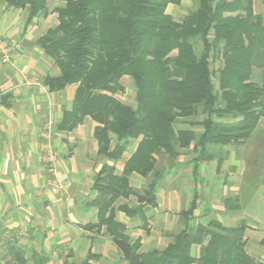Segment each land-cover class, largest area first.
Masks as SVG:
<instances>
[{
    "label": "trees",
    "instance_id": "16d2710c",
    "mask_svg": "<svg viewBox=\"0 0 264 264\" xmlns=\"http://www.w3.org/2000/svg\"><path fill=\"white\" fill-rule=\"evenodd\" d=\"M4 1L26 10L29 19L48 10L47 0ZM181 1L63 0L52 10L57 25L37 41L59 70L44 83L52 91L77 84L59 128L70 131L92 119L98 155L117 162L137 142L120 174L108 164L97 173V222L86 227L103 230L126 264H257L244 251L245 225L226 228L215 219L194 224L197 198L180 212L183 228L161 251L139 252V239L131 244L126 226L116 220L122 212L145 221L144 208L156 206V188L166 175L157 158L166 156L172 169L190 147L194 163L215 161L218 169L230 147L249 151L241 197L227 198V209L250 199L246 181L255 180L256 189L264 184V131L258 128L264 120V18L254 13L252 0H194L195 9L178 22L167 7ZM211 61L221 65L214 70ZM124 77L135 88L133 106L116 98ZM132 173L148 179L142 190L130 186ZM14 258V264H28L18 252ZM94 258L90 254L81 264Z\"/></svg>",
    "mask_w": 264,
    "mask_h": 264
},
{
    "label": "crops",
    "instance_id": "0c3cea01",
    "mask_svg": "<svg viewBox=\"0 0 264 264\" xmlns=\"http://www.w3.org/2000/svg\"><path fill=\"white\" fill-rule=\"evenodd\" d=\"M52 1L47 0L45 14L29 19L26 10L8 8L0 0V39L13 45L8 62H2L0 55V264L16 263L17 252L28 264H81L90 254L96 258L89 264H126L103 230L86 227L97 222V209L92 204L97 195L93 189L97 173L108 164L120 174L137 142L131 141L115 162L97 154L96 124L89 117L70 131L60 130L77 84L52 91L44 83L45 77L59 74L37 43L57 25L52 10L64 2L56 5L59 0L56 4ZM176 7L169 5L167 10L175 12ZM124 79L132 81L130 77ZM126 93L124 97L132 91ZM48 121L52 124L46 139L43 133ZM46 143L56 157V177L63 189L59 195H53L47 184L50 175L42 161ZM193 154L186 179L190 186L177 193L169 185L160 188L162 180L156 188V206L144 208L145 221L116 212V220L126 226L130 243L139 239L141 253L165 249L172 242L166 240L165 233L171 232L179 220L181 228L177 232L183 228L180 212L197 198L196 224L215 219L226 228L245 225L244 251L257 264H264V184L246 202L227 209V198L241 197L243 162L230 153L218 169L215 161L194 163L197 154ZM183 161L180 157L178 164ZM129 180L137 190L148 183L137 173H132ZM202 191L209 202L204 209L199 205ZM185 195L187 207L182 209L181 196ZM194 248L198 255L199 248Z\"/></svg>",
    "mask_w": 264,
    "mask_h": 264
},
{
    "label": "rangeland",
    "instance_id": "374dc122",
    "mask_svg": "<svg viewBox=\"0 0 264 264\" xmlns=\"http://www.w3.org/2000/svg\"><path fill=\"white\" fill-rule=\"evenodd\" d=\"M52 1V0H51ZM57 1V0H56ZM56 1L53 0L52 2L56 4ZM58 3L56 5H60L59 3L61 2L60 0L57 1ZM51 3V2H50ZM252 3H253V11L255 14H258L260 16H262L264 18V4H263V0H252ZM54 4V5H55ZM53 5V7H54ZM196 7V4H195V1L194 0H182L181 4L175 8V12H169L167 10V13H171L173 14V19L175 21H181L184 16L186 14H188L189 12L193 11ZM195 51L196 53H200L201 51V48L200 46H196L195 47ZM221 65V63L219 61H211L210 62V67L213 68L214 70L215 69H218L219 66ZM260 73V71L258 69H254V74H253V79L256 80L258 79L257 78V75ZM215 82V81H214ZM122 85L124 87V91L122 93H119L116 95V98L122 102L123 104L125 105H128V106H133L134 105V96H133V92H134V85H133V82L132 81H127L125 79H122ZM128 90L132 91V94H130L129 96H125L126 92H128ZM182 128H188L187 126H183L181 125ZM259 129H262L264 131V120H261L260 121V124L258 126ZM257 128V129H258ZM195 130L196 133H199L201 131V128L198 126V127H194L193 128V131ZM254 136V135H253ZM253 136H252V139H253ZM253 148V147H252ZM229 154L232 153L234 154L235 157L239 158L242 162H243V172H242V175H244V172H245V168H246V161L243 160L244 158L245 159H248V160H251L250 158V154H249V151L247 152V149L246 147L244 148L243 146H240L239 149H236L235 147H230L229 148ZM253 151V150H252ZM180 157H183L184 161L181 162L180 164H178V160L180 159ZM195 157V155L193 154L192 150L189 149V150H185L184 152H182V154L178 157V159L176 160V167L172 168V169H169L168 168V164H167V158L166 156H160L157 158V166L162 169L166 175H165V181L163 179V183L160 185V188L162 187V185L164 186H167L169 185L170 188H172L174 191H176L177 193L179 192H182L183 189L189 187V183H188V180H186L189 176H190V171H191V160ZM229 157V156H228ZM228 157L226 159H228ZM256 158V156H255ZM254 158V159H255ZM216 163V162H215ZM167 179V180H166ZM255 181V180H252V182ZM250 182V181H246L245 184H249V186H246L245 185V194L246 195H249L250 192H252L250 195H253L254 192L256 191L255 187L257 186V183L255 182ZM204 181L201 182V184H203ZM145 186V185H144ZM144 186H142L140 189L138 190H142L144 188ZM204 186V184L202 185V187ZM158 189H157V193H158ZM185 192V191H184ZM200 195H199V199H200V202H199V205L204 208H207L208 205H209V202L207 200V197L205 196V193L202 191V192H199ZM135 201V198H131V205L133 204V202ZM181 202H182V209L187 207V202H188V196H181ZM205 212H207L205 210ZM180 222V220H179ZM177 223L175 224L174 228H172L173 230L169 233H165L164 236H166V240H168V242H171L172 241V235H174L180 228H181V223ZM197 220H195L194 224H196ZM159 248H162V246H159ZM192 254L194 256L197 255V248H194L192 249Z\"/></svg>",
    "mask_w": 264,
    "mask_h": 264
},
{
    "label": "built area",
    "instance_id": "2783aa9c",
    "mask_svg": "<svg viewBox=\"0 0 264 264\" xmlns=\"http://www.w3.org/2000/svg\"><path fill=\"white\" fill-rule=\"evenodd\" d=\"M12 43H7L0 39V55L2 62L6 63L9 60V53L12 48ZM51 121H48L46 124L45 131L43 133V137L46 139L50 136V129H51ZM42 152V161L44 163V166L46 168V171L49 173L50 178L47 181V184L49 186L50 192L53 195H59L62 192V186L59 183L57 177H56V157L52 153V151L49 149L48 144H44Z\"/></svg>",
    "mask_w": 264,
    "mask_h": 264
}]
</instances>
